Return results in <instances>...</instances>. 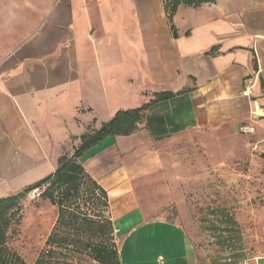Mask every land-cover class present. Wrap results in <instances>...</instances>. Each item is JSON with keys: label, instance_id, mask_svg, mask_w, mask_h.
<instances>
[{"label": "crops", "instance_id": "0c3cea01", "mask_svg": "<svg viewBox=\"0 0 264 264\" xmlns=\"http://www.w3.org/2000/svg\"><path fill=\"white\" fill-rule=\"evenodd\" d=\"M172 24L175 35L163 0H0V197L54 171L117 110L181 92L150 105L134 133L107 135L80 157L107 192L120 264H193L183 228L136 200V179L161 168L165 143L226 136L223 122L240 134L258 125L264 139V0L180 5ZM259 237L246 264H264V220Z\"/></svg>", "mask_w": 264, "mask_h": 264}, {"label": "rangeland", "instance_id": "374dc122", "mask_svg": "<svg viewBox=\"0 0 264 264\" xmlns=\"http://www.w3.org/2000/svg\"><path fill=\"white\" fill-rule=\"evenodd\" d=\"M217 128L230 133L208 136L201 130L200 135L195 132L165 143L161 168L136 179V200L149 218L173 220L183 228L193 264H246L261 246L264 139L258 136V125L247 135L232 123ZM43 188L30 190L21 200V219L12 241L28 264L46 248L57 215L56 207L41 196ZM46 216L47 229L36 237L35 228ZM64 264L100 263L84 253H72Z\"/></svg>", "mask_w": 264, "mask_h": 264}, {"label": "trees", "instance_id": "16d2710c", "mask_svg": "<svg viewBox=\"0 0 264 264\" xmlns=\"http://www.w3.org/2000/svg\"><path fill=\"white\" fill-rule=\"evenodd\" d=\"M214 0H163L166 17L175 35L172 16L178 6H200ZM181 92H157L140 106L119 109L98 128L88 127L71 152L57 158L54 171L34 184L0 197V264H28L13 247L21 219L20 202L32 189L44 187L41 196L56 207L55 222L33 264H64L72 253H84L100 264H120L106 190L85 170L80 157L107 135L127 136L144 126L146 110L155 102ZM75 139V138H74ZM230 223L237 226L229 218Z\"/></svg>", "mask_w": 264, "mask_h": 264}, {"label": "built area", "instance_id": "2783aa9c", "mask_svg": "<svg viewBox=\"0 0 264 264\" xmlns=\"http://www.w3.org/2000/svg\"><path fill=\"white\" fill-rule=\"evenodd\" d=\"M255 83V79H253L252 77H249L245 80V84L244 87L241 91V94L244 97L250 98L251 94H252V89ZM239 131L245 134H250L254 131V127L252 125L249 124H241L239 126ZM158 260L159 262H162V257L158 256Z\"/></svg>", "mask_w": 264, "mask_h": 264}, {"label": "bare ground", "instance_id": "6f19581e", "mask_svg": "<svg viewBox=\"0 0 264 264\" xmlns=\"http://www.w3.org/2000/svg\"><path fill=\"white\" fill-rule=\"evenodd\" d=\"M49 219L50 218L48 216H46L38 223L39 225H37L35 228L36 237L40 236V234H42L47 229V226L49 224ZM38 226H40V227H38Z\"/></svg>", "mask_w": 264, "mask_h": 264}]
</instances>
